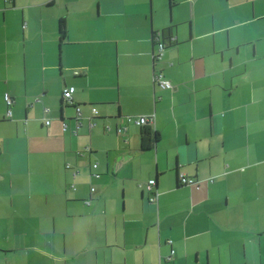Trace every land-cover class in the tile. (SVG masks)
<instances>
[{
  "label": "crops",
  "instance_id": "obj_1",
  "mask_svg": "<svg viewBox=\"0 0 264 264\" xmlns=\"http://www.w3.org/2000/svg\"><path fill=\"white\" fill-rule=\"evenodd\" d=\"M105 263L264 264V0H0V264Z\"/></svg>",
  "mask_w": 264,
  "mask_h": 264
},
{
  "label": "built area",
  "instance_id": "obj_2",
  "mask_svg": "<svg viewBox=\"0 0 264 264\" xmlns=\"http://www.w3.org/2000/svg\"><path fill=\"white\" fill-rule=\"evenodd\" d=\"M154 37H155V45H156V51L153 53V57L154 58H160L161 55H162V51L164 49V47L167 45V44H170L172 42H174L176 40V34H172L170 33L168 35L167 38L165 39H161L160 38V32H155L154 34ZM162 73L161 72H158L154 75V79L156 80L157 84L161 87H171V83L162 77ZM74 90V86L73 85H69V86H65L62 90V95L64 97V99L66 101H71V96H72V92ZM4 99L6 101V103L9 105L11 104L12 102V97L8 94V93H5L4 94ZM75 110H76V115H75V119H76V125L77 127L80 125V117H81V108L80 106L77 104L75 105ZM91 110L92 112L96 113L97 112V109L95 106H91ZM7 115H10V109L8 108L7 110ZM126 119V122L129 123V122H133V123H136V124H139V125H143V124H149L153 121V115L152 114H142V115H127L125 117ZM49 122V119L46 120V123ZM89 122L90 124H92L91 120L89 119ZM62 125L63 127L65 128L66 127V123L63 121L62 122ZM127 126L126 125H121V126H118L117 130H123V129H126ZM97 165L96 162H94L92 164L93 167H95ZM179 181L181 183H193L194 182V178L192 177H188L186 175H184L183 173H180L179 174ZM154 185H155V180L154 178H150L149 180H147L146 182V187L147 189H152V194L148 197V199L150 201H154L156 200V189L154 188ZM91 191L94 190V187L91 186ZM88 201V200H87ZM105 264H108V263H105Z\"/></svg>",
  "mask_w": 264,
  "mask_h": 264
},
{
  "label": "trees",
  "instance_id": "obj_3",
  "mask_svg": "<svg viewBox=\"0 0 264 264\" xmlns=\"http://www.w3.org/2000/svg\"><path fill=\"white\" fill-rule=\"evenodd\" d=\"M58 32H59V39H60V42L62 41V39L65 37V34H66V19H65V17L64 16H61L60 18H59V20H58ZM160 32V38L161 39H165V38H167L168 37V35L170 34V33H168V34H166V35H164V37H161V35L165 32V31H159ZM154 34H155V32H154ZM149 127V125L148 124H143L142 125V128H148Z\"/></svg>",
  "mask_w": 264,
  "mask_h": 264
},
{
  "label": "water",
  "instance_id": "obj_4",
  "mask_svg": "<svg viewBox=\"0 0 264 264\" xmlns=\"http://www.w3.org/2000/svg\"><path fill=\"white\" fill-rule=\"evenodd\" d=\"M152 57H153V51H152ZM154 59H156V58L153 57V60H154ZM153 60H152V62H153Z\"/></svg>",
  "mask_w": 264,
  "mask_h": 264
}]
</instances>
